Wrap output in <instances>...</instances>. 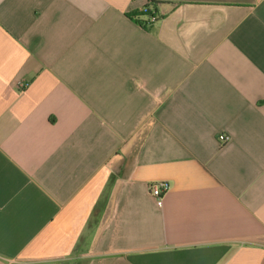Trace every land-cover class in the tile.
<instances>
[{"label":"crops","instance_id":"crops-1","mask_svg":"<svg viewBox=\"0 0 264 264\" xmlns=\"http://www.w3.org/2000/svg\"><path fill=\"white\" fill-rule=\"evenodd\" d=\"M0 264H264V0H0Z\"/></svg>","mask_w":264,"mask_h":264},{"label":"built area","instance_id":"built-area-1","mask_svg":"<svg viewBox=\"0 0 264 264\" xmlns=\"http://www.w3.org/2000/svg\"><path fill=\"white\" fill-rule=\"evenodd\" d=\"M143 14L144 22L143 24L149 26L159 21L160 17L157 13L150 11L149 6L144 7ZM220 140L226 141L227 137L224 135L220 136ZM170 190V184L167 181H157L150 185V193L156 199V202L159 206L162 205L164 195Z\"/></svg>","mask_w":264,"mask_h":264},{"label":"trees","instance_id":"trees-1","mask_svg":"<svg viewBox=\"0 0 264 264\" xmlns=\"http://www.w3.org/2000/svg\"><path fill=\"white\" fill-rule=\"evenodd\" d=\"M145 15H146V14L141 13V14H140V17H144ZM143 22H144V20H141V21H140V23H142V24H143ZM143 25H144V24H143ZM144 26H146V25H144Z\"/></svg>","mask_w":264,"mask_h":264}]
</instances>
